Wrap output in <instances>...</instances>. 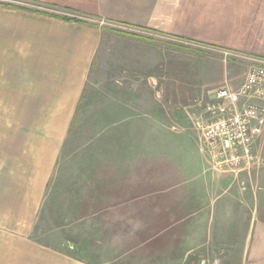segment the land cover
Listing matches in <instances>:
<instances>
[{
    "label": "rangeland",
    "instance_id": "374dc122",
    "mask_svg": "<svg viewBox=\"0 0 264 264\" xmlns=\"http://www.w3.org/2000/svg\"><path fill=\"white\" fill-rule=\"evenodd\" d=\"M260 8L262 0H185L184 7L186 17L203 21L258 17ZM202 24L208 34L209 21ZM181 41L185 62L171 63L168 86L112 85V70L91 72L47 187L36 238L95 264H239L243 237L226 227L247 213L264 219V130L254 144L260 164L235 175L214 168L196 116L216 89L237 88L253 60L264 56L191 37ZM176 49L171 45V58ZM147 124L153 132L140 133ZM151 153L152 165L138 167L139 176L153 173L151 190L145 182L131 190L135 183L102 164ZM207 191L212 198L200 197ZM210 200L213 213L199 209ZM228 209L236 213L226 215Z\"/></svg>",
    "mask_w": 264,
    "mask_h": 264
},
{
    "label": "crops",
    "instance_id": "0c3cea01",
    "mask_svg": "<svg viewBox=\"0 0 264 264\" xmlns=\"http://www.w3.org/2000/svg\"><path fill=\"white\" fill-rule=\"evenodd\" d=\"M184 7L185 0H0V264H95L33 234L94 69L112 70L107 84L168 86L171 63L178 68L185 62L179 49L184 51L181 39L187 37L264 56V8L258 17H204L207 34L203 17H186ZM171 45L178 53L172 58ZM152 127L140 126L139 132L149 134ZM152 157H115L102 164L135 183L131 190L137 182L151 190L153 173L139 176L138 167L147 170ZM199 209L211 214L214 205L210 200ZM227 228L243 237L239 264H264V219L247 213Z\"/></svg>",
    "mask_w": 264,
    "mask_h": 264
},
{
    "label": "built area",
    "instance_id": "2783aa9c",
    "mask_svg": "<svg viewBox=\"0 0 264 264\" xmlns=\"http://www.w3.org/2000/svg\"><path fill=\"white\" fill-rule=\"evenodd\" d=\"M263 103L264 58H257L237 88L222 86L202 105L196 121L216 170L237 175L260 164L254 144L264 130Z\"/></svg>",
    "mask_w": 264,
    "mask_h": 264
},
{
    "label": "trees",
    "instance_id": "16d2710c",
    "mask_svg": "<svg viewBox=\"0 0 264 264\" xmlns=\"http://www.w3.org/2000/svg\"><path fill=\"white\" fill-rule=\"evenodd\" d=\"M5 4H7V5H13V4H11V3H5ZM65 18H68V17H65ZM69 19V18H68ZM74 20H76V21H79V22H84L83 20H81V19H75V18H73ZM80 102V101H79Z\"/></svg>",
    "mask_w": 264,
    "mask_h": 264
}]
</instances>
